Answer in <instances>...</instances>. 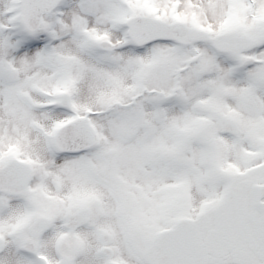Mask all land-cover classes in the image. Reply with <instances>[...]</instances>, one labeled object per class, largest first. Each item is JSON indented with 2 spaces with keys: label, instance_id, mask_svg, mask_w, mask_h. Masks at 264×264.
Listing matches in <instances>:
<instances>
[{
  "label": "snow or ice",
  "instance_id": "snow-or-ice-1",
  "mask_svg": "<svg viewBox=\"0 0 264 264\" xmlns=\"http://www.w3.org/2000/svg\"><path fill=\"white\" fill-rule=\"evenodd\" d=\"M0 264H264V0H0Z\"/></svg>",
  "mask_w": 264,
  "mask_h": 264
}]
</instances>
